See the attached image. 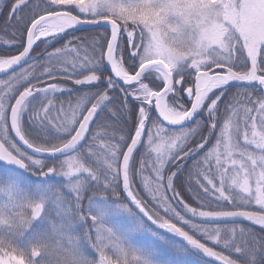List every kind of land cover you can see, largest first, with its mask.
<instances>
[{
	"label": "snow or ice",
	"instance_id": "1",
	"mask_svg": "<svg viewBox=\"0 0 264 264\" xmlns=\"http://www.w3.org/2000/svg\"><path fill=\"white\" fill-rule=\"evenodd\" d=\"M0 264H264V0H0Z\"/></svg>",
	"mask_w": 264,
	"mask_h": 264
}]
</instances>
